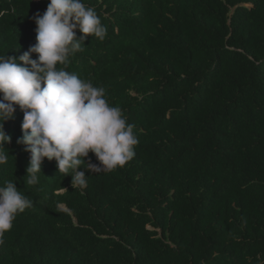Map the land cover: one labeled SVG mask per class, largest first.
I'll return each mask as SVG.
<instances>
[{"label":"trees","instance_id":"trees-1","mask_svg":"<svg viewBox=\"0 0 264 264\" xmlns=\"http://www.w3.org/2000/svg\"><path fill=\"white\" fill-rule=\"evenodd\" d=\"M82 2L107 34L57 67L105 89L135 156L85 172V189L45 158L29 185L16 106L0 186L33 207L4 233L0 264H264V0ZM48 3L0 0V56L36 43Z\"/></svg>","mask_w":264,"mask_h":264},{"label":"clouds","instance_id":"clouds-1","mask_svg":"<svg viewBox=\"0 0 264 264\" xmlns=\"http://www.w3.org/2000/svg\"><path fill=\"white\" fill-rule=\"evenodd\" d=\"M33 20L36 43L18 59L0 56V164L7 162L4 145L11 142L3 125L18 106L24 115L16 143L30 154L27 184L38 183L46 158L56 161L58 172L71 176L72 188L85 189L89 177L85 172L123 167L134 158L139 142L134 125L127 123L120 107L108 103L103 87L57 67L82 51L87 37L103 40L107 29L82 0H49L45 12L36 13ZM75 30L81 33L79 38ZM33 53L36 59L30 58ZM89 152L98 164L85 162ZM32 207L33 201L13 181L0 186V244L17 214Z\"/></svg>","mask_w":264,"mask_h":264}]
</instances>
